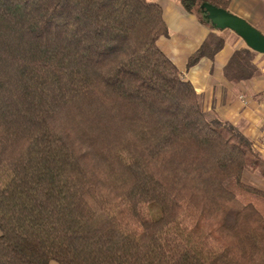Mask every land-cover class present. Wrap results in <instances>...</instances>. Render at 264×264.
<instances>
[{
    "label": "trees",
    "instance_id": "1",
    "mask_svg": "<svg viewBox=\"0 0 264 264\" xmlns=\"http://www.w3.org/2000/svg\"><path fill=\"white\" fill-rule=\"evenodd\" d=\"M168 32L151 0H0V264H264V190L244 181L264 160ZM224 45L210 33L187 69ZM255 56L226 77L252 79Z\"/></svg>",
    "mask_w": 264,
    "mask_h": 264
},
{
    "label": "crops",
    "instance_id": "2",
    "mask_svg": "<svg viewBox=\"0 0 264 264\" xmlns=\"http://www.w3.org/2000/svg\"><path fill=\"white\" fill-rule=\"evenodd\" d=\"M151 1L162 6L169 30L168 36L162 37L158 44L185 79L193 84L204 108L238 127L264 155V55L256 53L253 63L258 70L252 79L230 81L225 75V67L236 50L249 49L243 39L231 30L215 32L198 13L186 12L177 0ZM227 10L264 35V0H229ZM210 33L221 36L225 40L224 47L213 59L203 57L187 69L189 58ZM239 96H243L246 103Z\"/></svg>",
    "mask_w": 264,
    "mask_h": 264
},
{
    "label": "water",
    "instance_id": "3",
    "mask_svg": "<svg viewBox=\"0 0 264 264\" xmlns=\"http://www.w3.org/2000/svg\"><path fill=\"white\" fill-rule=\"evenodd\" d=\"M199 12L215 30L233 31L243 39L250 50L264 55V35L245 19L209 3H202Z\"/></svg>",
    "mask_w": 264,
    "mask_h": 264
},
{
    "label": "rangeland",
    "instance_id": "4",
    "mask_svg": "<svg viewBox=\"0 0 264 264\" xmlns=\"http://www.w3.org/2000/svg\"><path fill=\"white\" fill-rule=\"evenodd\" d=\"M198 14H199V16L201 15L200 12H198ZM239 99L242 102H245L246 103V99L243 96H239ZM256 146L258 147V145H256ZM254 147H255V145H254ZM255 149H256V147H255ZM257 151L259 152V154L261 155V157L264 156V155H262V153L259 150H257ZM262 159L264 160L263 157H262ZM244 181H245L246 184H249V185H252V186H254L256 188H259L261 190H264V176H263V174L260 171L259 172H254V173H251V172L246 173L245 176H244Z\"/></svg>",
    "mask_w": 264,
    "mask_h": 264
}]
</instances>
